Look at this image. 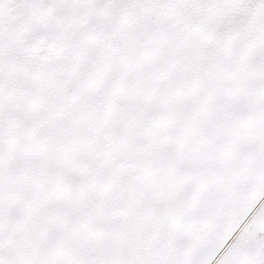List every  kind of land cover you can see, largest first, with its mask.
Wrapping results in <instances>:
<instances>
[{
  "label": "snow or ice",
  "instance_id": "1",
  "mask_svg": "<svg viewBox=\"0 0 264 264\" xmlns=\"http://www.w3.org/2000/svg\"><path fill=\"white\" fill-rule=\"evenodd\" d=\"M0 264H264V0H0Z\"/></svg>",
  "mask_w": 264,
  "mask_h": 264
}]
</instances>
